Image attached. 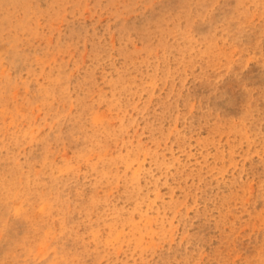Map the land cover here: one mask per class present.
Returning a JSON list of instances; mask_svg holds the SVG:
<instances>
[{
    "label": "rangeland",
    "instance_id": "1",
    "mask_svg": "<svg viewBox=\"0 0 264 264\" xmlns=\"http://www.w3.org/2000/svg\"><path fill=\"white\" fill-rule=\"evenodd\" d=\"M0 264H264V0H0Z\"/></svg>",
    "mask_w": 264,
    "mask_h": 264
},
{
    "label": "bare ground",
    "instance_id": "2",
    "mask_svg": "<svg viewBox=\"0 0 264 264\" xmlns=\"http://www.w3.org/2000/svg\"><path fill=\"white\" fill-rule=\"evenodd\" d=\"M23 2V1H22Z\"/></svg>",
    "mask_w": 264,
    "mask_h": 264
}]
</instances>
